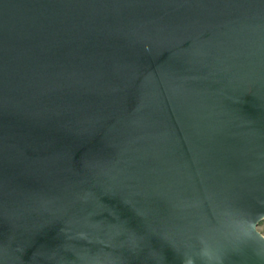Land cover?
<instances>
[{"label": "water", "instance_id": "water-1", "mask_svg": "<svg viewBox=\"0 0 264 264\" xmlns=\"http://www.w3.org/2000/svg\"><path fill=\"white\" fill-rule=\"evenodd\" d=\"M264 0H0V264H264Z\"/></svg>", "mask_w": 264, "mask_h": 264}, {"label": "clouds", "instance_id": "clouds-1", "mask_svg": "<svg viewBox=\"0 0 264 264\" xmlns=\"http://www.w3.org/2000/svg\"><path fill=\"white\" fill-rule=\"evenodd\" d=\"M257 232L259 234L260 239L264 240V231H260L259 229H257ZM187 264H192L191 260H189Z\"/></svg>", "mask_w": 264, "mask_h": 264}, {"label": "rangeland", "instance_id": "rangeland-1", "mask_svg": "<svg viewBox=\"0 0 264 264\" xmlns=\"http://www.w3.org/2000/svg\"><path fill=\"white\" fill-rule=\"evenodd\" d=\"M258 229L260 231H264V219H262L261 221H259V223H258Z\"/></svg>", "mask_w": 264, "mask_h": 264}]
</instances>
